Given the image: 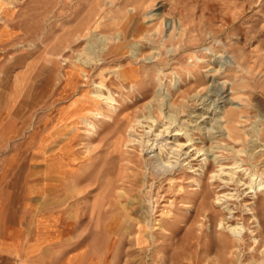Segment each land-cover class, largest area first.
<instances>
[{
  "label": "rangeland",
  "instance_id": "obj_1",
  "mask_svg": "<svg viewBox=\"0 0 264 264\" xmlns=\"http://www.w3.org/2000/svg\"><path fill=\"white\" fill-rule=\"evenodd\" d=\"M260 181L264 0H0V264H264Z\"/></svg>",
  "mask_w": 264,
  "mask_h": 264
},
{
  "label": "bare ground",
  "instance_id": "obj_2",
  "mask_svg": "<svg viewBox=\"0 0 264 264\" xmlns=\"http://www.w3.org/2000/svg\"><path fill=\"white\" fill-rule=\"evenodd\" d=\"M258 185H264V181H260ZM239 233V232H238Z\"/></svg>",
  "mask_w": 264,
  "mask_h": 264
}]
</instances>
